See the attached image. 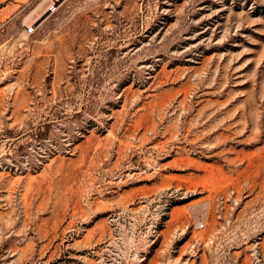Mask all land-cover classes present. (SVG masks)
I'll return each mask as SVG.
<instances>
[{
	"label": "rangeland",
	"instance_id": "374dc122",
	"mask_svg": "<svg viewBox=\"0 0 264 264\" xmlns=\"http://www.w3.org/2000/svg\"><path fill=\"white\" fill-rule=\"evenodd\" d=\"M0 20V264H264V0Z\"/></svg>",
	"mask_w": 264,
	"mask_h": 264
},
{
	"label": "built area",
	"instance_id": "2783aa9c",
	"mask_svg": "<svg viewBox=\"0 0 264 264\" xmlns=\"http://www.w3.org/2000/svg\"><path fill=\"white\" fill-rule=\"evenodd\" d=\"M1 26H2V21L0 20V28H1Z\"/></svg>",
	"mask_w": 264,
	"mask_h": 264
}]
</instances>
